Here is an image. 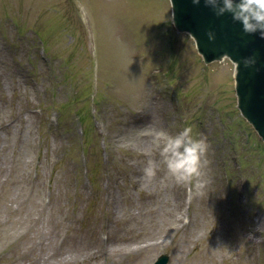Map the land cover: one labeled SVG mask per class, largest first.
<instances>
[{"label":"rangeland","instance_id":"374dc122","mask_svg":"<svg viewBox=\"0 0 264 264\" xmlns=\"http://www.w3.org/2000/svg\"><path fill=\"white\" fill-rule=\"evenodd\" d=\"M234 74L170 0H0V264H264V141ZM185 126L210 145L191 197L143 174Z\"/></svg>","mask_w":264,"mask_h":264},{"label":"water","instance_id":"95a60500","mask_svg":"<svg viewBox=\"0 0 264 264\" xmlns=\"http://www.w3.org/2000/svg\"><path fill=\"white\" fill-rule=\"evenodd\" d=\"M171 3L176 29L191 35L206 64L225 57L235 64L237 107L264 141V39L246 34L230 14L217 16L205 0L199 5L193 0ZM168 259L162 256L156 264H167Z\"/></svg>","mask_w":264,"mask_h":264},{"label":"clouds","instance_id":"9594fccd","mask_svg":"<svg viewBox=\"0 0 264 264\" xmlns=\"http://www.w3.org/2000/svg\"><path fill=\"white\" fill-rule=\"evenodd\" d=\"M201 0H193L199 5ZM217 16L230 14L233 21L242 25L248 35L259 34L264 39V0H205ZM246 64L250 63L245 61ZM154 143L159 148V160L149 159L143 168L148 180L156 177L160 165L166 169V179L177 185H187L189 196L200 195L205 189L209 143L205 136L185 126L175 135L165 130L154 133Z\"/></svg>","mask_w":264,"mask_h":264}]
</instances>
